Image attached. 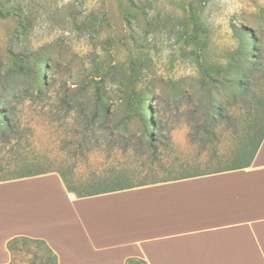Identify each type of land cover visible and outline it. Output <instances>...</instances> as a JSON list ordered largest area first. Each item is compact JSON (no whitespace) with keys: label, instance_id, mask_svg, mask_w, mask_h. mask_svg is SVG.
I'll return each instance as SVG.
<instances>
[{"label":"rangeland","instance_id":"obj_1","mask_svg":"<svg viewBox=\"0 0 264 264\" xmlns=\"http://www.w3.org/2000/svg\"><path fill=\"white\" fill-rule=\"evenodd\" d=\"M112 68L122 85L103 77L108 120L90 122L92 87L60 105L65 83ZM0 94L13 126L0 177L36 164L85 191L244 164L264 128V0H0ZM127 96L148 99L151 140L136 119L128 146L110 134ZM45 251L20 243L8 264H53Z\"/></svg>","mask_w":264,"mask_h":264},{"label":"crops","instance_id":"obj_2","mask_svg":"<svg viewBox=\"0 0 264 264\" xmlns=\"http://www.w3.org/2000/svg\"><path fill=\"white\" fill-rule=\"evenodd\" d=\"M56 264H264V137L248 166L83 197L55 171L0 181V264L13 237Z\"/></svg>","mask_w":264,"mask_h":264},{"label":"trees","instance_id":"obj_3","mask_svg":"<svg viewBox=\"0 0 264 264\" xmlns=\"http://www.w3.org/2000/svg\"><path fill=\"white\" fill-rule=\"evenodd\" d=\"M248 48L250 49V45H248ZM246 59L249 61L251 60V57H249V54L246 55ZM114 68H112L111 71H106L103 75H100L99 71L94 70L95 71L93 73L94 75L90 79V82L85 84L86 86H80V85L72 84L73 86L69 87L68 84L65 83L61 87L63 94L59 96L60 105L65 106V105L70 104L69 106H74V105L78 104V100L80 97L79 96V89L87 90L89 87H92V88H94L93 94H94L95 100H96V109L93 113L94 115H92V117H91L90 122H91V124H94L98 120H101V119H102V121H106L105 119L108 120V118L110 117V115L112 113L113 102L108 100L107 92H106V89L104 87V78L110 77L112 83L114 82V84H115V82H118L120 85H122L121 79L118 78L119 81H115L117 78V77H115V75L118 71H116ZM32 71H33L32 86L35 87V89H33V90H36L37 94H39L41 92V88H42V85H38V83H37L38 79H41L39 76H37L39 74V71L35 67L32 68ZM131 76H132L131 86H132V89L135 90L136 86H137V81H138V74H137L135 67H132V69H131ZM240 78H242V76ZM237 80H239V79L235 78V84L239 88V87H241V83L237 82ZM12 96L15 97L16 95L14 94ZM7 100H8V96L6 94H0V117H2L4 119V123H5V125L3 126V129H2V126L0 125V136H1L0 144L9 143L10 139H7V132L6 131H8V130L13 131V126H12V122H11V115L9 114L8 109L6 107ZM146 100L148 102V99H145V98L137 101L135 99L132 100L130 98V96L125 97L124 103H126V106H124L125 108L121 111L123 113V116H122L121 120L117 124H115V126H113L112 129H110V134L116 135V136L117 135L121 136L122 139L125 140L126 146H128L130 144V142H129L130 139L133 138L134 136H136V134L134 133L135 131H133V129L131 127V120L132 119H136L141 123L142 131H143L142 135L144 137H147V138L149 137L150 140L153 138L154 122L152 121L151 117L148 115V113L151 112V109L147 107ZM116 109L119 110L118 108H116ZM256 134H258V138H257L255 148L253 149V151L250 154L249 159L247 160L246 163L241 164V165L226 166V167L219 168V169L212 171V172L195 173V174H190V175H185V176H178V177L171 178V179L191 177V176H195V175L213 173V172H218V171H225V170L236 169V168L248 166L251 163V161L255 155V152L258 149V147H259V145H260V143L264 137V128L262 129V131L260 133L253 132L251 134V136L254 137V136H256ZM10 164H8V166ZM42 173H46V172H44L43 169H37L36 164L31 165V164L25 163L19 167V171L17 173H13L11 175H6L3 177H0V181L7 180V179L27 177V176H32V175H37V174H42ZM58 173L60 174L66 188L69 191L73 192L78 197L94 195V194L103 193V192H107V191L120 190V189H124V188L144 185L147 183L171 180V179H160V180H154V181H150V182H140L137 184L127 185V186H123V187L110 188V189H99V190L90 189V187L89 188L86 187L85 191H80L79 189L70 186V184L68 183V181L66 180V178L64 177V174L62 172H58ZM28 242L35 243V244L39 243L40 245H42L45 248V250H46L45 252L47 255L46 259L44 261L47 262L50 260L53 264H56V261H57L56 254L47 245V243L43 239H40V238H32V237H27V236L13 237L12 239H10L7 242V247L11 253V256H13L14 251L18 248L20 243L25 244ZM36 256H37V254H36ZM139 263L140 264H147L146 261H144L143 259L137 258V257H130L126 260V264H139Z\"/></svg>","mask_w":264,"mask_h":264}]
</instances>
